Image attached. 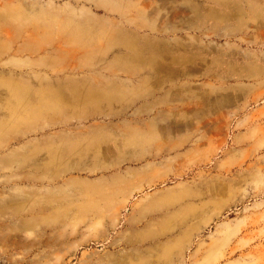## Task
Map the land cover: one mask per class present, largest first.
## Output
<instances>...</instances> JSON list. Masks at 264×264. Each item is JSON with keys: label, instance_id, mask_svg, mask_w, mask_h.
Listing matches in <instances>:
<instances>
[{"label": "rangeland", "instance_id": "obj_1", "mask_svg": "<svg viewBox=\"0 0 264 264\" xmlns=\"http://www.w3.org/2000/svg\"><path fill=\"white\" fill-rule=\"evenodd\" d=\"M0 264H264V0H0Z\"/></svg>", "mask_w": 264, "mask_h": 264}, {"label": "bare ground", "instance_id": "obj_2", "mask_svg": "<svg viewBox=\"0 0 264 264\" xmlns=\"http://www.w3.org/2000/svg\"><path fill=\"white\" fill-rule=\"evenodd\" d=\"M73 36H75V35L73 34ZM75 37H76V36H75ZM75 39H76V38H75ZM52 106H54V105H52ZM52 106H48V107H52ZM42 111H43V107L34 108V109L31 110V112H30L28 118H29V117H34V118L36 119V118H38V117L41 115V112H42Z\"/></svg>", "mask_w": 264, "mask_h": 264}]
</instances>
